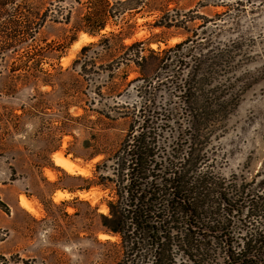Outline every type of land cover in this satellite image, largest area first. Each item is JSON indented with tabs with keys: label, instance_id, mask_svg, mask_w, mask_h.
Here are the masks:
<instances>
[{
	"label": "rangeland",
	"instance_id": "374dc122",
	"mask_svg": "<svg viewBox=\"0 0 264 264\" xmlns=\"http://www.w3.org/2000/svg\"><path fill=\"white\" fill-rule=\"evenodd\" d=\"M89 1L38 0L51 17L31 42L30 50L37 51L28 58L20 47L0 60V198L7 205L0 208V264L122 263L119 236L102 225L113 185L92 180L98 182L94 167L105 157L102 152L117 148L133 121L119 112L139 106L140 83L127 82L141 72L124 61L118 42L111 50L81 53L84 45L120 27L130 33L126 44L149 39L151 48L162 49L188 39L204 60L218 49L224 53L229 62L221 79L241 97L208 144V163L226 178L264 182V0H120L119 17L94 36L80 29ZM161 15L166 25L153 26ZM148 64L144 75L166 77L154 56ZM157 97L164 101L169 91L163 88ZM55 152L86 173L56 165ZM99 172L112 176L103 165ZM58 190L71 194L57 200ZM21 195L36 213L19 203ZM103 232L111 237L100 238Z\"/></svg>",
	"mask_w": 264,
	"mask_h": 264
},
{
	"label": "trees",
	"instance_id": "16d2710c",
	"mask_svg": "<svg viewBox=\"0 0 264 264\" xmlns=\"http://www.w3.org/2000/svg\"><path fill=\"white\" fill-rule=\"evenodd\" d=\"M37 2L0 0V60L20 47H26L28 58L37 51L30 50L31 42L51 17ZM119 5L120 0H90L80 29L99 34L108 20L119 17ZM162 17L153 26H165ZM127 37L120 27L81 49L111 50L118 42L124 61L141 72L127 82L140 83L139 106L119 112L133 121L118 147L102 152L105 157L94 167L98 182L92 180L113 185L102 225L119 236L121 264H264V182L222 176L205 152L241 97L221 79L228 58L218 49L204 60L188 39L153 49L149 39L126 44ZM151 55L166 77L143 74ZM163 88L169 97L159 101ZM101 165L112 176L100 174ZM0 208H7L1 198Z\"/></svg>",
	"mask_w": 264,
	"mask_h": 264
},
{
	"label": "bare ground",
	"instance_id": "6f19581e",
	"mask_svg": "<svg viewBox=\"0 0 264 264\" xmlns=\"http://www.w3.org/2000/svg\"><path fill=\"white\" fill-rule=\"evenodd\" d=\"M89 38H90V36L88 34L83 33V39L84 40L88 41ZM53 160H54L56 165L63 167L69 173H80V174L86 173V170L84 168H82L79 165L72 162L68 157L64 156L61 152H55L53 155ZM46 172H48L47 175H49L50 178H53L54 175L52 174L53 173L52 171H51L52 173L50 171H46ZM70 194L71 193H68L66 191L58 190L56 192V197L55 196L54 197H55V199L59 200V199L68 198L70 196ZM78 194L81 198H86V199L89 196V193H87V192H79ZM19 200H20L19 203L24 208H26L27 210H29L32 213H36V210H35L33 204L31 203V201L29 199H27L25 196L21 195L19 197ZM99 237L102 239H106V238H109L111 236L109 234L103 232V233H100Z\"/></svg>",
	"mask_w": 264,
	"mask_h": 264
}]
</instances>
